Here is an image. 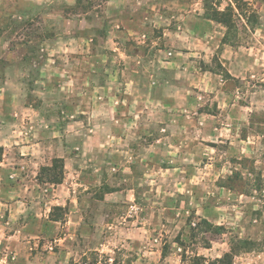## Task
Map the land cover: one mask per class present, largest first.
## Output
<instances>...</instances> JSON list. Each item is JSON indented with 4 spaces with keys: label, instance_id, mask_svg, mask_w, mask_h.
Listing matches in <instances>:
<instances>
[{
    "label": "rangeland",
    "instance_id": "1",
    "mask_svg": "<svg viewBox=\"0 0 264 264\" xmlns=\"http://www.w3.org/2000/svg\"><path fill=\"white\" fill-rule=\"evenodd\" d=\"M229 6L231 31L205 0H0L2 159L34 158L1 187L42 193L16 207L34 221L0 211V264H183L233 236L256 244L235 264H264V0L209 2ZM68 156L87 174L78 219L38 179Z\"/></svg>",
    "mask_w": 264,
    "mask_h": 264
},
{
    "label": "crops",
    "instance_id": "2",
    "mask_svg": "<svg viewBox=\"0 0 264 264\" xmlns=\"http://www.w3.org/2000/svg\"><path fill=\"white\" fill-rule=\"evenodd\" d=\"M30 1H35V2H46V1H52V0H30ZM188 55H190L192 52H187ZM9 160L11 158V156H8ZM15 158V157H14ZM13 160V159H12ZM8 161V158H4L0 161V179H1V172L3 173V176H11L13 177V174H17V177H21V179L19 180V182L22 183V180L24 181L26 178L24 177L25 174H27L28 170L25 168V166L22 165V163L28 162L27 160H34V158H28V157H16V159L12 162ZM65 171H64V179L61 183H58L57 185L53 186L52 189H50L48 191V194L44 193L45 196H43L44 201H46V206H49V203H51V205L53 206H70V209L74 213L75 217L78 219L79 216L82 214V207L83 203L79 202V196H78V191L80 190V187L82 186H87V182H86V177L85 175H87L85 172H83V165L80 164V158H76V157H65ZM79 163V167L75 169L76 171V175L77 178L74 181L70 180V175H72V171L71 173L68 172V167L70 163ZM14 163V164H13ZM16 163V164H15ZM18 164H21V166H15ZM13 165V166H12ZM16 171V172H15ZM15 172V173H13ZM5 173V175H4ZM13 173V174H12ZM12 174V175H11ZM15 174V175H16ZM29 175V174H28ZM81 175V176H80ZM89 175V174H88ZM96 175V174H94ZM93 175V176H94ZM71 181V182H70ZM47 184V183H46ZM75 185V186H72ZM37 186H41L39 185L37 179H32V183L30 181H28V186L27 188H23L22 185L19 184V186L17 187V189L14 188H8L5 189V191L3 192V189L1 187V182H0V211L1 210H6L10 213H14V215H17L18 218H26L28 217V220H35V216H39V211L36 208V213L35 214H25L23 216V211H25V209L23 210L22 208L20 209H16L18 203L24 206H27V202L30 203V201L35 202L34 200H32L31 197H36V194L39 193V189L37 188ZM87 187H85L84 189H86ZM47 189V188H46ZM49 189V188H48ZM129 191H132V189H128ZM125 191V189L122 190H115V191H111L109 193L105 194V200L108 199V197H110L109 199H113L112 197H115V195H118L119 193L123 194ZM81 192V191H80ZM18 193V194H17ZM41 192L39 193V196H41ZM8 197H15L13 198L12 201L9 202ZM3 199H7V201H3ZM104 200V201H105ZM40 203V202H39ZM108 206H112L111 203L108 202ZM2 207V208H1ZM35 207V206H33ZM37 207H41V203L38 204ZM19 211H22L19 214ZM51 210V206H49L48 211ZM40 214L41 211H40ZM13 215V216H14ZM11 216V215H10ZM16 216V217H17ZM23 216V217H22ZM50 220V219H49ZM50 222H58L55 220H50ZM9 223V222H7ZM24 224V223H23ZM20 225L19 229H17L14 233H10L8 235L4 234V241H16V242H21L20 238L22 235V227H27L30 228L31 225L30 223L24 224V225ZM0 241H3V239H0ZM21 244V243H18Z\"/></svg>",
    "mask_w": 264,
    "mask_h": 264
},
{
    "label": "trees",
    "instance_id": "3",
    "mask_svg": "<svg viewBox=\"0 0 264 264\" xmlns=\"http://www.w3.org/2000/svg\"><path fill=\"white\" fill-rule=\"evenodd\" d=\"M210 0H205L206 4V17L216 20L230 30L235 26L232 18V7H227L225 10H219L216 8L209 9ZM231 31V30H230ZM230 35L227 32L224 36V41L229 42ZM3 146H0V161L2 160ZM38 179L40 182H48L52 184L61 183L64 179V159L62 157H55L51 165H44L41 167V171L38 174ZM56 210H62L63 206H54ZM52 220L58 221L62 219L60 216L51 217ZM198 227H204L208 232L215 234H223L226 232V227L223 224H214L202 218L200 222L197 223ZM255 242L248 238H243L239 236H233L230 240V250L225 252L222 256L215 258L207 257L203 254H191L186 253L182 256L183 264H235V256L244 251H251L255 248ZM206 247H210L207 244Z\"/></svg>",
    "mask_w": 264,
    "mask_h": 264
}]
</instances>
